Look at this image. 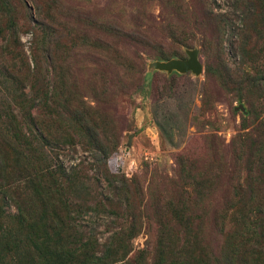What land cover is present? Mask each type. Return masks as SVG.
I'll return each instance as SVG.
<instances>
[{
    "label": "rangeland",
    "instance_id": "obj_1",
    "mask_svg": "<svg viewBox=\"0 0 264 264\" xmlns=\"http://www.w3.org/2000/svg\"><path fill=\"white\" fill-rule=\"evenodd\" d=\"M260 2L184 0L180 6L175 0H12L20 26L18 39L10 35L24 49L32 69L36 50L40 83H68L72 97L106 134L112 173L135 179L143 192L136 195V205H146L140 209L142 226L130 240L127 232L118 236L122 227L129 230L128 219L134 213L126 211L124 196L118 198L123 204L113 199L110 210L69 211L83 236L93 233L102 245L98 254L117 235L116 242L129 248L125 264H172L164 253V246L174 243L170 231H179L177 236L184 240L189 230L197 236V245L182 264H264V5ZM176 10L183 11L187 23ZM225 18L234 29L243 24L248 28L241 34L240 46L233 43L232 27L221 24ZM178 25H189L188 31L196 36L195 48L204 65L200 76L150 67L160 61L156 57L176 51L181 55L172 59L188 58L189 49L175 43L169 33ZM42 26L51 27L49 36L40 32ZM204 38L212 39L207 49L201 46ZM3 42L1 38L0 46ZM204 50L206 56L201 54ZM51 143L36 144L44 167L59 173L61 167L93 164L87 172L99 179V185L81 196L70 188L54 194V199L68 194L72 206L84 209V204L105 202V194L116 196L106 188L93 157L96 153L81 143ZM11 173L0 175V225L7 228L21 218H12L19 215L15 195L27 221L39 216L45 205L39 194L12 183ZM3 184H10L13 194H6ZM96 186L100 194H87ZM135 223L140 224L138 219ZM31 258L41 261L32 253L10 254L4 247L0 264H21Z\"/></svg>",
    "mask_w": 264,
    "mask_h": 264
},
{
    "label": "trees",
    "instance_id": "obj_2",
    "mask_svg": "<svg viewBox=\"0 0 264 264\" xmlns=\"http://www.w3.org/2000/svg\"><path fill=\"white\" fill-rule=\"evenodd\" d=\"M241 1L236 0L239 3ZM256 1H262L264 5V0ZM175 4L183 6L184 0H175ZM188 7L190 8V6ZM15 11L16 8H14L12 0H0V39H4L0 46V175L6 177L9 171H12L10 175L12 176L11 180L14 181L12 183L24 184V186L22 185L24 190H32L28 193L39 194L46 206L41 205L39 216L36 218L33 216L31 221H27L20 199L16 195L12 198L19 212L18 216L12 218L16 220L21 217L17 224L20 227L17 230V225L9 228L0 225V258L1 250L5 247V250L8 249L10 254L14 250L26 254L32 253L33 256L41 258V261L35 258L27 259V261L24 259L25 262L21 264H110V262L125 264L129 248L125 249L126 244L120 246L121 242H116V238L127 232L130 240L135 236V231L139 230V226H142L143 215L140 209L145 210L146 205L139 203L140 205L137 206L136 197L143 192L135 179L112 173L108 167L112 148H109L105 142L106 134L100 132L99 123L96 124L89 112L86 113L81 109L76 96L72 97L68 83L55 80L51 82L47 80L45 84L40 83L42 69L37 62L36 50L32 51L35 65V68L32 69L24 49L10 35L14 33L16 38L18 36L20 21ZM176 13L183 23L186 22L183 11L180 13L176 10ZM208 13L212 14V10ZM221 22L230 28L233 26L229 18L221 19ZM185 26L171 27L173 30L169 32L170 36L181 47L194 49L193 39L196 36L192 31L191 33L188 31L189 25ZM220 29H222L223 35L226 32L224 26H221ZM231 29L236 37L233 43L240 46L243 41L241 34L244 30L247 32L248 28H245L243 24ZM40 32L43 36H49L51 27L42 26ZM256 34L260 38L257 31ZM211 44L212 39L204 38L202 49L204 47L207 49ZM205 51L201 53L204 56L207 55ZM179 55L181 53L176 51L170 55L156 58L160 61H169ZM207 68L209 71V64ZM54 77L59 78L60 76L56 74ZM61 77V79H65V75ZM56 136L57 140L55 141ZM49 140L54 145H56L55 142L72 146L81 143L91 150V153H96L94 154L96 156L93 157L100 164L102 179L107 183L106 188L109 189V194H116V196L105 194L103 197L106 198V201L101 203L97 201L93 206L82 202L84 204L82 207L85 210L80 208L81 205L74 204L72 206L68 194L66 197L64 194L63 197L54 199V194L65 193L70 188H74V193L81 196L85 192L93 190L94 185H99V179L90 176L87 172L90 169L93 170V164H88V166L77 163L66 170L61 167L59 173L54 169L44 167L41 164V156L37 153L39 149L36 144L45 145ZM42 149L43 147H41ZM10 184L7 186L3 184L1 188L6 194H13ZM45 194H52L51 198ZM87 194H100L99 186ZM121 196L126 197V211L134 212L128 219L131 221L130 228L128 230L122 227V232L111 239L112 241L106 245L108 249L101 252L100 255L97 249L102 245L97 242L95 235L89 233L84 237V234L79 230V224L74 222L71 217L73 213L69 211L110 210L113 199L117 198L118 202L123 204L118 199ZM52 200L53 202H51ZM71 207H75V209H71ZM113 213L117 216L120 215L117 211ZM179 217L176 216L175 219H179ZM137 219L140 222L139 225L135 223ZM171 233H173L171 235L174 241L173 246L169 242L168 246H164L166 249H164V253L168 252L167 254L171 256L172 264H182L183 259L187 258L191 250L193 251L196 247L197 236H192L191 231L188 230L184 233L185 239L182 240L177 236L179 231L177 233L172 230ZM93 246L95 248L92 250ZM81 250L85 251L79 254ZM119 255L124 257L120 260Z\"/></svg>",
    "mask_w": 264,
    "mask_h": 264
},
{
    "label": "water",
    "instance_id": "obj_3",
    "mask_svg": "<svg viewBox=\"0 0 264 264\" xmlns=\"http://www.w3.org/2000/svg\"><path fill=\"white\" fill-rule=\"evenodd\" d=\"M187 59H171L169 61H155L151 68L168 73L188 74L200 76L204 71V65L200 59V51L196 48L187 50Z\"/></svg>",
    "mask_w": 264,
    "mask_h": 264
}]
</instances>
